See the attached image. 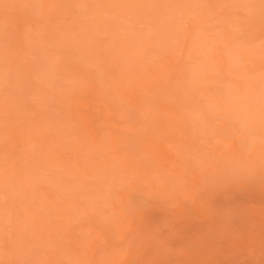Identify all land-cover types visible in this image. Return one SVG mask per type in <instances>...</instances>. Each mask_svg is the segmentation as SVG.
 Instances as JSON below:
<instances>
[{
	"label": "rangeland",
	"instance_id": "rangeland-1",
	"mask_svg": "<svg viewBox=\"0 0 264 264\" xmlns=\"http://www.w3.org/2000/svg\"><path fill=\"white\" fill-rule=\"evenodd\" d=\"M203 13L200 0L151 10L145 0H0V73L8 81L0 88V184L15 182L34 142V176L76 185V206L84 211L107 205L116 214L110 227L89 231L87 223L62 222L67 207L53 203L44 184L23 201L9 197L0 201L4 261L264 264V144L239 153L231 178L213 187L209 176L193 180L189 166L192 149L203 150L210 140L201 145L188 137L173 117L171 142L158 138L168 130L159 122H138L132 139L119 132L123 122L115 112L122 99L158 94L162 78L179 79L178 64L147 68L128 52L127 39L137 30L191 35ZM245 39L260 45L264 17L249 24ZM37 48L41 63L59 61L39 108L28 99ZM252 58L264 64L259 48ZM98 63L103 75L93 67ZM260 89L258 81L246 85L243 115L258 111ZM216 147L235 146L217 141ZM159 184L165 189L156 191Z\"/></svg>",
	"mask_w": 264,
	"mask_h": 264
},
{
	"label": "clouds",
	"instance_id": "clouds-1",
	"mask_svg": "<svg viewBox=\"0 0 264 264\" xmlns=\"http://www.w3.org/2000/svg\"><path fill=\"white\" fill-rule=\"evenodd\" d=\"M172 0H145L149 10L156 4H168ZM203 8L201 23L189 35L185 30H137L127 39L129 53L142 60L147 68L158 70L169 64L179 65V79L171 75L162 78L157 93L134 99H122L116 107V118L123 122L119 132L129 139L136 136L138 122L152 121L168 124L170 116L183 127L185 134L199 141L210 142L203 150L192 149L189 161L193 180L211 177V186L231 178L237 155L256 143L264 144V64L253 60L254 48L264 54V40L260 45H250L245 39L249 24L257 17H264V0H200ZM147 54V59L145 55ZM37 64L30 76L33 94L28 97L33 105L41 107L50 89L49 80L57 70L56 61L41 63L42 53H33ZM103 75L104 69L93 65ZM258 81L261 85L259 109L251 115L242 114L241 101L246 85ZM8 84L0 73V88ZM210 134V137H209ZM217 141L234 145L231 151L216 147ZM2 147V142H0ZM39 155V145L26 146L24 166L15 182L0 184V201H23L35 194L44 184L54 197L53 203H64L67 211L62 222L69 227L88 224L106 229L115 220V212L107 211V205L84 211L76 206L78 188L67 180L45 183L34 176L32 164ZM3 153L0 152V157ZM163 184L156 191L164 190ZM151 193H145L147 198ZM0 264H12L0 256Z\"/></svg>",
	"mask_w": 264,
	"mask_h": 264
},
{
	"label": "bare ground",
	"instance_id": "bare-ground-1",
	"mask_svg": "<svg viewBox=\"0 0 264 264\" xmlns=\"http://www.w3.org/2000/svg\"><path fill=\"white\" fill-rule=\"evenodd\" d=\"M167 126H168V130H167V132L164 131V132H163L162 134H160L159 137H158V138H160L163 142H171V141H173V140L175 139L174 136H173V134H172V129H173V127L175 126V124H172L171 127L169 126V124H167ZM165 132H166V133H165ZM144 140H146V138H145ZM148 142H149V145H150L151 148H154V147L156 146V144H157V141H155V140H153V139L148 140Z\"/></svg>",
	"mask_w": 264,
	"mask_h": 264
}]
</instances>
